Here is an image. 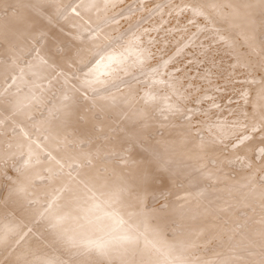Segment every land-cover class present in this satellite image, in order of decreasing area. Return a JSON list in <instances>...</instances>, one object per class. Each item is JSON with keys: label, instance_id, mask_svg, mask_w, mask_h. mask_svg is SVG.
I'll return each instance as SVG.
<instances>
[{"label": "bare ground", "instance_id": "1", "mask_svg": "<svg viewBox=\"0 0 264 264\" xmlns=\"http://www.w3.org/2000/svg\"><path fill=\"white\" fill-rule=\"evenodd\" d=\"M132 1L0 0V264H264V0Z\"/></svg>", "mask_w": 264, "mask_h": 264}, {"label": "rangeland", "instance_id": "2", "mask_svg": "<svg viewBox=\"0 0 264 264\" xmlns=\"http://www.w3.org/2000/svg\"><path fill=\"white\" fill-rule=\"evenodd\" d=\"M139 0H133L131 3L132 4H128L127 6L124 7L125 10H127L128 8L134 6ZM167 1V0H166ZM165 0H163L162 3L166 2ZM134 2V3H133ZM127 7V9H126ZM124 9H122V11H125ZM167 20V16L164 17V21ZM168 21V20H167ZM182 25L181 27L186 28L189 32L192 30L194 32H191V34L196 32L195 27L189 26V23L186 22L184 19H181ZM204 25H202L203 27ZM163 27V28H162ZM162 29L160 28L159 31L156 33L158 38H162L164 39V37H166L168 39V37H172L173 33L175 36L179 30H174L173 27L169 28V24L167 23H163L162 25ZM168 28V30H167ZM193 28V29H192ZM172 33H171V32ZM177 31V32H176ZM160 33V34H159ZM153 35H155V32H152ZM164 34V35H163ZM168 34V35H167ZM169 40V39H168ZM208 37L207 38H201L198 42H196L193 45H182L183 47V51L184 52H189L187 54L188 58H190L189 61H182L179 62V60H177L179 58V55L176 56L175 58H173L171 61L176 60L174 62L170 63V67L173 69V71H181V72H186L188 73L191 77H193L195 75V73L197 72H204V71H208L210 73V81L213 82L216 86H221L222 84V80L224 78L221 77V71L219 68L215 67L213 64H211L210 59L211 57H216V53L215 52H211V49L213 48V45L211 43H208ZM185 43V42H184ZM201 44V46L199 45ZM200 46V47H199ZM186 47V48H185ZM202 48V50H201ZM211 53V54H210ZM209 54V55H208ZM157 66H161V63H158V65L155 66V68H157ZM241 69V65L237 66V70ZM219 71V72H218ZM245 70H243L244 72ZM240 72L239 75L240 77H244V73ZM193 73V74H192ZM213 75V76H212ZM248 76L245 75V78H247ZM215 78V79H214ZM194 81V79H193ZM220 82V83H219ZM209 100H201V102H199L197 104H195V108H199V105L202 106L203 108L208 106ZM198 106V107H197ZM199 116L196 114V116L194 117V121H198Z\"/></svg>", "mask_w": 264, "mask_h": 264}]
</instances>
